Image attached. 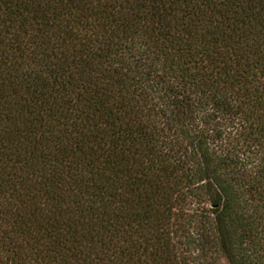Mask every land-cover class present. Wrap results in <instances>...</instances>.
Masks as SVG:
<instances>
[{"label": "trees", "instance_id": "trees-1", "mask_svg": "<svg viewBox=\"0 0 264 264\" xmlns=\"http://www.w3.org/2000/svg\"><path fill=\"white\" fill-rule=\"evenodd\" d=\"M264 264V0H0V264Z\"/></svg>", "mask_w": 264, "mask_h": 264}, {"label": "rangeland", "instance_id": "rangeland-1", "mask_svg": "<svg viewBox=\"0 0 264 264\" xmlns=\"http://www.w3.org/2000/svg\"><path fill=\"white\" fill-rule=\"evenodd\" d=\"M218 264H225V262L224 261H219Z\"/></svg>", "mask_w": 264, "mask_h": 264}]
</instances>
